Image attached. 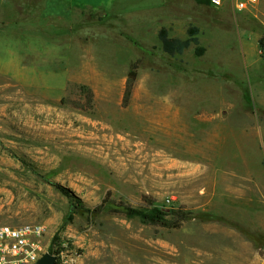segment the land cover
<instances>
[{"label": "rangeland", "instance_id": "1", "mask_svg": "<svg viewBox=\"0 0 264 264\" xmlns=\"http://www.w3.org/2000/svg\"><path fill=\"white\" fill-rule=\"evenodd\" d=\"M238 1L0 0V226L47 225L61 264H203L237 245L264 264V0ZM192 27L199 45L164 51L163 29ZM53 182L85 212L69 221Z\"/></svg>", "mask_w": 264, "mask_h": 264}, {"label": "built area", "instance_id": "2", "mask_svg": "<svg viewBox=\"0 0 264 264\" xmlns=\"http://www.w3.org/2000/svg\"><path fill=\"white\" fill-rule=\"evenodd\" d=\"M215 7H221L224 0H210ZM258 0H240L235 8L238 12L254 8ZM48 226L42 223H25L18 226H0V264H36L48 252L46 235ZM60 263V255L53 250Z\"/></svg>", "mask_w": 264, "mask_h": 264}, {"label": "trees", "instance_id": "3", "mask_svg": "<svg viewBox=\"0 0 264 264\" xmlns=\"http://www.w3.org/2000/svg\"><path fill=\"white\" fill-rule=\"evenodd\" d=\"M204 4H210V0H201ZM199 29L197 27H192L189 30V38L186 40H181L178 38H170L168 35L167 30L163 29L160 33V40L163 44L164 51L168 53L169 55H176V54H183L186 50H188L192 46H196L200 44V40L198 37ZM58 189L68 197L70 200H74V197L72 195V192L60 185L57 186ZM111 208L115 212H121L126 214L129 217H135L139 216L144 221L153 222V223H161L163 221V213L158 209V207L154 208L151 211H142L140 209L131 207V206H124V205H111ZM73 215L72 212H70L68 216V220H72Z\"/></svg>", "mask_w": 264, "mask_h": 264}, {"label": "crops", "instance_id": "4", "mask_svg": "<svg viewBox=\"0 0 264 264\" xmlns=\"http://www.w3.org/2000/svg\"><path fill=\"white\" fill-rule=\"evenodd\" d=\"M238 252L237 253H233L230 255H225V256H221V257H213V256H209L206 259L203 258V264H241L243 261L246 264L248 258L244 257L243 260H241V250H240V246L238 245ZM237 255H238V259H237Z\"/></svg>", "mask_w": 264, "mask_h": 264}, {"label": "flooded vegetation", "instance_id": "5", "mask_svg": "<svg viewBox=\"0 0 264 264\" xmlns=\"http://www.w3.org/2000/svg\"><path fill=\"white\" fill-rule=\"evenodd\" d=\"M47 180H49V177H47ZM53 185H54V187L55 188H57L58 189V185H60V186H62V187H64V188H66V189H68V190H70L68 187H65V186H63V185H61V184H59V183H52ZM59 190V189H58ZM60 191V190H59ZM71 191V190H70ZM61 192V191H60ZM72 192V195H73V197H74V200L72 201V200H70L68 197V199L71 201V206H70V212H72V213H79V212H85V205H84V203H83V201L79 198V197H75V194L73 193V191H71ZM62 193V192H61ZM238 230V232H239V229H237ZM229 249L233 252V253H237L239 250H238V245L235 247V246H230L229 247ZM232 252L230 253V254H232ZM230 254H228V255H230ZM213 257H221L220 255H212ZM225 256V255H224ZM237 259H238V255H237ZM204 260H202V262H203Z\"/></svg>", "mask_w": 264, "mask_h": 264}, {"label": "water", "instance_id": "6", "mask_svg": "<svg viewBox=\"0 0 264 264\" xmlns=\"http://www.w3.org/2000/svg\"><path fill=\"white\" fill-rule=\"evenodd\" d=\"M36 264H57V259L53 251H48L43 254Z\"/></svg>", "mask_w": 264, "mask_h": 264}]
</instances>
